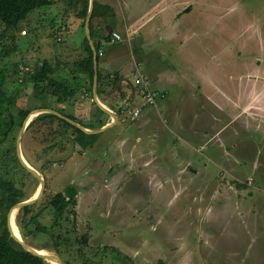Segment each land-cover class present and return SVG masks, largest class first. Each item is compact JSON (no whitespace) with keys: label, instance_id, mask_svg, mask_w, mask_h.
I'll return each mask as SVG.
<instances>
[{"label":"rangeland","instance_id":"rangeland-1","mask_svg":"<svg viewBox=\"0 0 264 264\" xmlns=\"http://www.w3.org/2000/svg\"><path fill=\"white\" fill-rule=\"evenodd\" d=\"M68 2L74 5L84 0ZM189 2L191 15L179 27L180 70L188 69L192 61L195 70H225L229 71L228 76L235 75L231 73L243 68L232 61L235 51H252L258 37L264 39V0ZM40 10L20 23L15 41L7 37L0 44V52L4 48L11 50L6 62L14 64L12 70H19L12 77L19 84L22 81L19 64L30 65L36 56L41 60L51 59L59 48L67 46L57 39L60 19L57 29L52 19H48L35 30L31 17H36ZM69 11L75 15L72 9ZM63 17L61 12L53 18L57 22ZM131 51L134 56H130V67L136 70L134 64H141L145 54L136 47ZM263 53L261 50L258 57L261 62L256 64L259 70H244L240 77L242 89L229 92L235 97L240 92L247 98L249 95L261 98L258 109L246 107L248 113L243 120L240 117V121L232 123V112L231 117L226 113L219 116L198 90L183 91L175 87L167 90L158 108H145L141 118L133 120L130 112L141 106L126 109L124 122L110 131V139L131 124L126 134L127 148L140 154L143 150L146 157L147 153H154L156 165L147 170H140L145 157L125 163L130 162L128 152L120 157L107 144L83 150L62 138L55 139L50 125L38 123L30 129L28 126L22 138V153L46 181L36 210L44 208L55 194L68 187L76 188L79 193L75 216L65 214L61 220L64 232H70L75 225L76 233L66 235L69 243L55 240L49 234H33L26 237L29 246L37 249L60 244L61 264H264ZM71 54L74 59L75 53ZM150 57V63L156 60V51L150 52ZM251 60L247 59L249 63ZM68 67L79 70L75 61ZM61 71L55 70L53 76L60 83L65 82L59 77ZM137 79L135 82L134 75L129 77L136 86ZM18 86L15 81L10 88L15 90ZM24 89L25 95L12 112L17 115L19 109H28L36 118L46 114L35 110L47 107L45 102L52 94L39 96L33 85ZM150 89L157 91L152 85ZM141 95L144 99L142 92ZM166 105L179 110L180 122L174 119L175 111L165 109ZM188 105L191 112H187ZM251 109L254 115H250ZM213 115L222 124L217 125ZM226 124L229 129L215 135ZM22 128L18 127L7 142H0V176L15 182L29 200L38 195L41 181L16 161ZM140 135L143 142L137 144ZM92 158H98V162ZM110 161L111 169L107 165ZM188 163L191 167H186ZM51 218L44 215L40 222L49 226ZM58 232L62 230H56L57 236ZM53 263L54 257L49 264Z\"/></svg>","mask_w":264,"mask_h":264},{"label":"crops","instance_id":"crops-1","mask_svg":"<svg viewBox=\"0 0 264 264\" xmlns=\"http://www.w3.org/2000/svg\"><path fill=\"white\" fill-rule=\"evenodd\" d=\"M91 2L93 9L88 36L86 21L91 10ZM94 4L98 6V9H95L96 11L94 10ZM189 7H191L189 0H90L87 16L83 19L81 17L83 11L82 2L71 5L68 0H59L57 4L42 8L43 11L40 10L41 12L36 17L30 16L31 23L35 25V30H38L42 22L48 19H52L51 21L57 29L56 26H58L60 19L61 28L57 29V39L60 42L67 43V46L59 48L51 59L41 60L36 56V59L30 65L37 67L40 62H43L49 63L54 70H65L63 73L62 71L59 73V77L65 79V82L62 83L78 90L75 97L64 104H59L57 98L53 96L45 102L46 104L48 103L47 107H40L37 110L63 109L66 114L74 116L80 123L94 128V130L100 129L101 125L98 124L101 121L103 127L114 124L111 128L99 134L100 137L95 145L107 144L112 148L113 153L120 157L125 156L128 152L130 162L125 163L141 161L142 157H145V161L140 162V170H147L155 166V156L151 152L147 153L146 157V153L143 150L142 154H140L127 148V140L129 138H127L126 134L130 132L131 124L120 133L118 132L116 136H112L111 139L109 134L110 131L118 127L121 121L124 122L126 109L130 107L133 109V107L142 106L144 103L139 86L129 80L131 75H134L135 82L138 74L147 78L155 90L165 94V98L167 90L171 87L183 91L185 89L189 91L191 89L198 90L205 99V103L212 107L219 116L226 113L227 117H231L230 113L232 112V117H234L231 118L232 123L240 121V119L243 120L245 113H248L246 107L258 109L261 98H252L253 96L250 97L251 95L247 98L244 94L240 95V92L235 97L230 93L233 90L240 91L242 89L243 82L240 77L243 75L244 70H259L256 64L261 62L258 57L260 51L264 50V46H262L264 39L261 41L258 37L257 46L252 51L246 52V50L241 49L235 51L231 57L233 58L232 61L243 66L242 70H235L231 73L235 75L228 76L229 71L226 73L225 70H195L194 66L191 65V60L188 69L180 70L178 49L182 42L179 37V27L180 22L182 23L189 14L191 15V12L188 11ZM69 8L73 10L75 15L69 11ZM61 12L64 13L65 17L58 18L57 22H55L54 19L60 16ZM54 15L55 18H53ZM116 32L121 34L122 40L113 41L112 34ZM259 33L258 31V36ZM87 39L93 50L94 79L96 75L98 77L97 98L105 108L117 115V121L108 112L102 110L104 114H101V111H99L102 108L96 102L94 81L91 84L89 74L85 71L70 70V67H68V64L71 66L74 61L76 64L88 56L86 50ZM134 47L138 51L140 48L145 54L144 57H141V64H134L136 70L130 67V56H134V53L132 51L129 52V50ZM174 48H177V52H174ZM149 51H156L157 59L151 63L150 59L152 58ZM71 53H75L74 59H72ZM262 56H264V53ZM247 59H252L251 63ZM219 67L221 68L220 63ZM99 77L101 78L100 82ZM229 80L230 83L228 82ZM254 92L256 91L254 90ZM165 107L171 112L175 111L176 118H174V115L172 117L176 120L180 119L179 122L181 121V115L177 113L178 109L173 110L172 107L167 105ZM188 108H190V105L187 107V112H191V108ZM227 108L230 109L229 113L226 110ZM240 108L243 109L242 112L239 111ZM249 113L254 115L255 111L251 109ZM141 117L142 115L139 118ZM212 118L217 122V125L222 124L220 118H216L215 115ZM229 127L227 124L223 125L216 131L215 135H222L221 132L227 131ZM142 129L146 128L142 127ZM142 142L140 135L137 137L136 143L142 144ZM77 148L80 147L77 146ZM148 157L151 158L148 159ZM92 161L98 162V158H92ZM186 161L191 162L189 159ZM121 163L115 162L118 165H121ZM107 165L111 169L112 161ZM188 166L191 167L190 163L186 165V167ZM53 264H55V257Z\"/></svg>","mask_w":264,"mask_h":264},{"label":"trees","instance_id":"trees-1","mask_svg":"<svg viewBox=\"0 0 264 264\" xmlns=\"http://www.w3.org/2000/svg\"><path fill=\"white\" fill-rule=\"evenodd\" d=\"M89 1L84 0L82 3L83 11L81 17L83 19L87 16ZM56 2L54 0H0V44L2 42L4 44L7 37L15 41L17 39V29L22 21L26 20L32 12L54 5ZM95 9H98L96 4H94ZM14 50L17 51V48L15 47ZM86 50L88 56L76 63V65L80 71H85L89 74L91 84H93L95 75L93 50L89 45L88 39L86 40ZM11 55V50L1 49L0 142L2 143L7 142L18 127L22 128L27 117L33 112L28 109H19L17 115L12 112V108L17 106L18 100L25 95L24 88L28 85H33L34 92L39 96H43L48 92L51 93L52 96L57 98L59 104L66 103L78 93V90L72 89L65 83L54 80L55 70L49 63H44L43 67L37 66L32 75L25 74L20 84L18 83L19 80H15L19 86L15 90H11L10 85L15 82L12 79L13 74L16 76L19 73V70H12V66L14 67L13 63L6 62L7 59H10ZM16 67H18V64H16ZM100 79L99 77V82ZM55 111L79 123L86 129L94 130V128L80 123L74 116L66 114L63 109ZM99 111H101V114H104L102 109ZM38 123L50 125L54 130L55 139L62 138L67 140L72 147L79 146L83 150L93 147L100 137L99 134H88L54 114H41L29 125L28 129ZM53 125L56 126L55 129ZM98 125H101V129L103 127L102 121ZM16 161L21 166V162L17 159V156ZM22 169L27 172L24 168ZM78 195L79 193L76 188L68 187L64 192L55 194L49 200L48 204L38 211L36 210L37 203L22 208L17 216V225L25 241H27L26 237L33 234H49L55 240H62V242L69 243L66 235L70 232L72 234L76 233L75 225H72L73 227L72 230L70 229V232L69 230L64 232L61 220H63L65 214L75 216ZM26 200L27 198L24 192L16 186L15 182L6 180L0 176V264H49L44 258L26 251L19 241L12 236L8 227L9 212L15 205ZM44 215L52 217L49 226L43 225L40 222L41 217ZM12 227L13 234L18 237L13 221ZM56 230H62V233L58 232L59 236H57ZM84 243L88 244L87 238H84ZM60 247L61 245L59 244L54 246L43 245L36 248L39 250H51L61 255Z\"/></svg>","mask_w":264,"mask_h":264},{"label":"water","instance_id":"water-1","mask_svg":"<svg viewBox=\"0 0 264 264\" xmlns=\"http://www.w3.org/2000/svg\"><path fill=\"white\" fill-rule=\"evenodd\" d=\"M92 1V0H91ZM92 9H93V5H92V2H91V10H90V13L88 15V18H87V21H86V26H87V29H88V36H89V23H90V18H91V15H92ZM90 39V37H89ZM97 83H98V77L97 75L95 76V79H94V89H95V92H94V95H95V98H96V102L98 103V105L100 106V108H102V110H104L105 112H107V109L104 108V106L99 102L98 98H97ZM37 111H41V113H48V114H54V115H57L58 117L66 120L67 122H69L70 124L74 125L75 127L83 130L84 132L88 133V134H100V133H103L105 132L106 130H108V128H111L114 124H111L109 126H106V127H103L99 130H88L86 128H84L82 125H80L79 123L63 116L61 113L55 111V110H51V109H42V110H37ZM33 113V112H32ZM31 113V114H32ZM109 114L113 115L115 120L117 121L118 120V117L116 114H114L113 112H110L108 111ZM30 114V115H31ZM30 115L27 117L25 123H24V126L21 130V133H20V136L18 138V143H17V151H18V157H19V160L21 162V164L31 173L33 174L34 176H36L37 178H39V180L41 181V190L39 192V194L35 197V198H31L29 200H26L24 202H21L17 205H15L11 211L9 212L8 214V227L11 231V234L12 236L17 240L19 241V243L21 244V246L28 252H30L31 254L33 255H36V256H39V257H42L44 258L47 262H50L51 259H53V256L55 257V261L57 264H61V259H60V256L55 253L54 251H51V250H47V249H44V250H39V249H35L31 246H29V244L25 241L24 237L23 236H20V237H17L13 234V227H12V217H13V213L15 211H20L22 208L26 207V206H30V205H33L34 203H36L44 194V191H45V188H46V181H45V178L36 170L34 169L31 165H29L25 159H24V156H23V153H22V138H23V134L24 132L26 131L27 127L29 126L30 122L31 121H28ZM28 122V123H27ZM43 251H45L46 253H43ZM53 255V256H52Z\"/></svg>","mask_w":264,"mask_h":264},{"label":"built area","instance_id":"built-area-1","mask_svg":"<svg viewBox=\"0 0 264 264\" xmlns=\"http://www.w3.org/2000/svg\"><path fill=\"white\" fill-rule=\"evenodd\" d=\"M23 33L25 34L26 32H23ZM112 36H113V41L122 40L121 34H119L117 32L113 33ZM38 66L43 67V63H39ZM35 68L36 67L33 65H24L22 63L19 64V69H20L21 77H22L21 79H23V76L25 74H27V75L34 74ZM137 85L141 89V92L144 96V99H143L144 103L140 108L135 109L134 111H130L133 113V115H132L133 120H136L138 117H140L142 115L145 107L158 108L159 107V100H163L165 98L164 93L151 90L150 89V85H151L150 81L147 78H145L144 76H142L141 74H138ZM27 94H28V92H27Z\"/></svg>","mask_w":264,"mask_h":264},{"label":"bare ground","instance_id":"bare-ground-1","mask_svg":"<svg viewBox=\"0 0 264 264\" xmlns=\"http://www.w3.org/2000/svg\"><path fill=\"white\" fill-rule=\"evenodd\" d=\"M105 108V107H104ZM105 109H107V110H109L108 108H105ZM36 115H31L30 117H29V119H28V121H32L33 120V118L35 117ZM36 118V117H35ZM31 123V122H30ZM24 156V155H23ZM24 159H25V157H24ZM25 161L30 165V163L25 159ZM40 190H41V187H40ZM40 192V191H39ZM39 194V193H38ZM35 195V194H34ZM34 197V196H33ZM32 197V198H33ZM17 214H18V211H15L14 213H13V217H12V221H13V223H14V227H15V229H16V231H17V234H18V237H20V236H23L22 235V233H21V231H20V229H19V227H18V225H17V222H16V220H17ZM20 223V222H19ZM43 253H46L45 251H43ZM55 264H57L56 263V261H55Z\"/></svg>","mask_w":264,"mask_h":264}]
</instances>
